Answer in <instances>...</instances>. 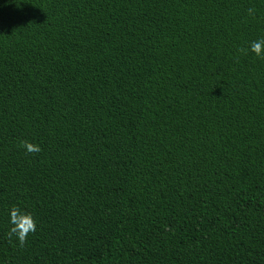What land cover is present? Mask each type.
<instances>
[{"label":"trees","instance_id":"1","mask_svg":"<svg viewBox=\"0 0 264 264\" xmlns=\"http://www.w3.org/2000/svg\"><path fill=\"white\" fill-rule=\"evenodd\" d=\"M258 37L264 0H0V264H264Z\"/></svg>","mask_w":264,"mask_h":264},{"label":"clouds","instance_id":"2","mask_svg":"<svg viewBox=\"0 0 264 264\" xmlns=\"http://www.w3.org/2000/svg\"><path fill=\"white\" fill-rule=\"evenodd\" d=\"M252 9L247 10L248 14H252ZM238 51H243L238 49ZM246 51L253 53L257 58L264 56V37H258L249 42ZM21 146L27 152H39L40 147L38 144H33L27 141H21ZM8 230L6 235L15 239L20 245H23L26 237L35 231V220L30 212L25 211L18 205L12 206L8 211Z\"/></svg>","mask_w":264,"mask_h":264}]
</instances>
